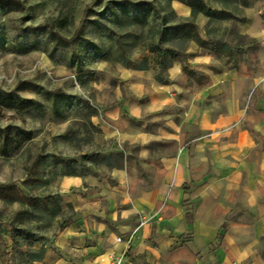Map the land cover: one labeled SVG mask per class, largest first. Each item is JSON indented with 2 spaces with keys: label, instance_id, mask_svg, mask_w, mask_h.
Wrapping results in <instances>:
<instances>
[{
  "label": "crops",
  "instance_id": "obj_1",
  "mask_svg": "<svg viewBox=\"0 0 264 264\" xmlns=\"http://www.w3.org/2000/svg\"><path fill=\"white\" fill-rule=\"evenodd\" d=\"M235 5L232 19H195L210 44L192 42L185 66L206 75L205 85L187 84L177 60L176 83L147 76L143 84L130 73L121 81L128 96L101 99L108 107L93 122L111 141L107 162L63 177L74 216L37 264H111L123 254L124 264H264V0ZM172 8L192 16L178 0ZM233 22L254 46L232 67L231 53L217 48L236 52L234 43L215 29L229 32ZM151 118L161 120L153 130Z\"/></svg>",
  "mask_w": 264,
  "mask_h": 264
},
{
  "label": "rangeland",
  "instance_id": "obj_2",
  "mask_svg": "<svg viewBox=\"0 0 264 264\" xmlns=\"http://www.w3.org/2000/svg\"><path fill=\"white\" fill-rule=\"evenodd\" d=\"M218 1L209 0L216 8ZM228 2V12L238 14L234 0ZM189 21L172 8V0H0V131L10 139L9 147L0 142V190L13 186L30 198L50 202L46 210L0 200V264L39 263L32 252L44 247L47 254L60 226L73 216V205L62 199L61 181L107 162L103 153L111 141L93 121L108 107L101 99L112 102L119 91L129 95L123 77L132 73L143 84L147 76L156 80L162 70L152 50L163 47L177 53L186 83L192 81L185 66L191 54L186 34L191 30L174 29ZM235 23L229 32L223 24L215 29L216 39L234 43L236 52L228 62L232 67L246 64L254 46L239 35ZM78 33L99 47L94 52L77 43L80 65L52 38L73 39ZM173 57L167 56L171 67L162 71L170 84L177 82L169 77L177 61ZM7 98L35 106L17 110L15 104H5ZM142 101H148L146 96ZM147 124L153 130L161 120L151 118ZM26 231L36 244L28 243Z\"/></svg>",
  "mask_w": 264,
  "mask_h": 264
},
{
  "label": "trees",
  "instance_id": "obj_3",
  "mask_svg": "<svg viewBox=\"0 0 264 264\" xmlns=\"http://www.w3.org/2000/svg\"><path fill=\"white\" fill-rule=\"evenodd\" d=\"M174 0H172L173 2ZM181 3L190 6L192 8V20L193 21H189L186 24H182L180 26L175 27L174 29H176V31L178 32H183L184 30H191L190 33L186 34L190 43L194 42L197 45H199L200 47H205L208 46L210 43L207 41H203L201 39V37H199L198 34V28H197V24L195 22V19L199 16V15H205L206 17H208L210 19V22H218L220 20H228V19H232V14H230L229 12L226 11V9L228 8L227 6H229V2L228 0H221L222 2L218 1V3H220V5H222V7H224L223 10H215L213 9V7L211 6V3L209 2V0H178ZM238 0H234V4L237 2ZM227 7V8H226ZM135 9H139V10H143L141 6H137V8ZM146 16V15H145ZM144 16V20H146ZM139 17V16H138ZM139 19V18H137ZM194 31V32H193ZM53 40H54V44L56 47H62L64 49H67L70 51L71 54V61L73 63H78L80 65L81 63V58L80 55L75 51V46L77 43L84 42L86 44V48L89 49H93L94 52H98L99 51V47L93 43L91 40H84L82 37L79 36V33L76 34V36L73 39H67L64 38L63 36H59L57 34H53L52 36ZM217 51H220L221 53H226L227 51H229V53H231L230 55H232L233 50H228L226 45H222V42L219 41L218 43V48ZM152 52L157 53L158 54V58L156 61V65L157 67H159L163 72L166 69H169L171 66L167 65V56L170 54H172L174 57V60H178L179 57L177 55L176 52H173L171 50H167L163 47H158L155 50H152ZM176 53V54H175ZM188 57L185 55L183 61H187ZM148 67L142 66L141 70H147ZM162 71L160 73V75L156 76V80L160 83H164V84H170V81L166 80L163 78L162 76ZM189 75L192 76V78H194L200 85H205V83L208 82L207 80V76L196 71V70H191L189 71ZM13 103L15 104L14 106H12V108L15 109H21V110H27V109H32L35 105L32 102H24L21 103L20 101H13L12 99H5V104L7 103ZM9 136L8 134L3 133V131H0V142H2L3 144L7 145L8 147L10 146V141H9ZM107 157V156H106ZM81 174H70V176H78ZM66 176V175H65ZM0 200H7L9 202H13V203H23L29 206H42L44 209L48 210L50 207V202L49 200H45L42 201L40 198H30L25 192H23L22 189H18L16 187H8L7 190H0ZM74 213V212H73ZM74 216V214H73ZM72 216V217H73ZM72 217H70L68 220L64 221V223L60 226V231L65 230V228L67 226H69L72 222ZM24 236L26 238V240L28 241V243L31 244H36L35 240L32 238V235L30 232H24ZM14 244L16 243L18 246V241L17 238L14 236ZM55 251H57L56 248H54ZM33 255L36 257V259L34 260V262L40 261L42 262L45 259V254H46V248H41L40 250H34Z\"/></svg>",
  "mask_w": 264,
  "mask_h": 264
},
{
  "label": "built area",
  "instance_id": "obj_4",
  "mask_svg": "<svg viewBox=\"0 0 264 264\" xmlns=\"http://www.w3.org/2000/svg\"><path fill=\"white\" fill-rule=\"evenodd\" d=\"M129 245L132 243V237L129 239ZM117 241L119 243H121L123 240H121L120 238L117 239ZM124 261H125V255L123 254L122 256H117L111 264H124Z\"/></svg>",
  "mask_w": 264,
  "mask_h": 264
}]
</instances>
